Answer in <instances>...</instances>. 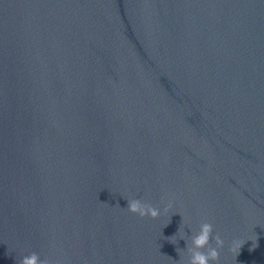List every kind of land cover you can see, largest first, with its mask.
<instances>
[{
	"label": "water",
	"instance_id": "obj_1",
	"mask_svg": "<svg viewBox=\"0 0 264 264\" xmlns=\"http://www.w3.org/2000/svg\"><path fill=\"white\" fill-rule=\"evenodd\" d=\"M203 222L264 264V0H0V264H188Z\"/></svg>",
	"mask_w": 264,
	"mask_h": 264
},
{
	"label": "clouds",
	"instance_id": "obj_2",
	"mask_svg": "<svg viewBox=\"0 0 264 264\" xmlns=\"http://www.w3.org/2000/svg\"><path fill=\"white\" fill-rule=\"evenodd\" d=\"M172 208V203L169 202L167 206L164 208V212L167 213ZM127 210L132 214H137L139 217H151L152 219H156L160 216V210L156 207H153L149 203H143L140 199H131L128 200ZM213 233V225L209 222H203L200 225V230L198 233L191 237V245L188 249L190 253V259L188 260V264H210V262H217L219 260L220 253L218 251L219 248H222L224 245V241L221 239L219 233L212 236ZM183 239V237H181ZM215 240L216 247L210 246V240ZM244 242L241 240H234L232 242L230 250L233 253L239 254L241 247ZM257 247V244L254 243L252 245L253 250ZM203 249H207L206 251H202ZM20 264H49L47 260H41L40 256L33 252L28 256H25Z\"/></svg>",
	"mask_w": 264,
	"mask_h": 264
}]
</instances>
